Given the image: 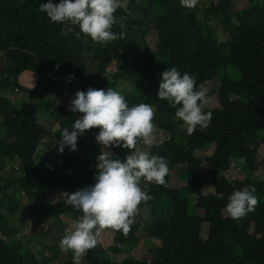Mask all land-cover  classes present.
<instances>
[{"label": "trees", "instance_id": "1", "mask_svg": "<svg viewBox=\"0 0 264 264\" xmlns=\"http://www.w3.org/2000/svg\"><path fill=\"white\" fill-rule=\"evenodd\" d=\"M249 1V6L233 12L229 0H216L202 11L205 20L212 16L217 22L226 36L223 42L198 18L197 5L186 8L180 0H148L141 7V16H131L119 9L125 16V27L113 25L112 31L123 32L122 38L128 41L125 50L119 46L122 38L101 45L83 34L79 38L74 33L62 35L63 25L50 21L39 10V5L48 0H0V120L10 131L2 134L0 125V161L10 158L19 167L13 183L0 190V264H48L45 251L60 248L64 237L62 217L77 221L82 215L66 204L63 197L48 204L49 186L71 194L95 183L96 158L102 147L95 140L99 128L86 130L79 136L75 151L64 146L60 166L45 172L42 167L49 165L45 153L37 160L38 149L47 147L50 141L57 143L61 131L71 130L81 116L69 111L70 103L60 105L54 91L66 95L65 89L77 82L104 90L123 83L131 89L124 94L131 107L139 104L134 94L157 97L160 74L170 67H176L181 75L195 76L197 89L218 81L213 90L217 93V107L206 111L212 113L211 122L204 130L197 126L191 135L184 126L178 132L172 115L152 105L155 143L148 151L168 161L166 183H148L142 178L141 189L153 199L147 205L141 203L128 235L115 231L110 246L97 244L82 261L87 264H264V178L255 174L257 153L264 143L261 137L264 5L258 0ZM51 2L55 5L60 0ZM157 21L163 25L164 32L153 46L147 35ZM75 30L79 31L78 27ZM84 52L97 64L91 75H87L82 59ZM113 62L118 67L108 73L110 81L102 80L101 76ZM229 69L238 76L229 75ZM25 72L38 77L35 88L19 84ZM70 74L75 82L62 87L58 80ZM43 87L44 94H39ZM11 91L24 95L20 99L26 101L24 106L18 107L5 97ZM236 93L242 98L233 99ZM45 94L53 97L45 99ZM40 109L56 124L55 129L37 117ZM236 126L240 128L237 131L232 128ZM142 142L138 138L137 143ZM110 151L113 158L121 160L127 155V148L120 146ZM241 157L245 160L243 164ZM202 167H205L203 172ZM5 168L6 165L2 169ZM175 174L182 182L172 186L169 181ZM249 186L255 187L258 204L254 211L233 220L226 211L229 197ZM22 195L41 212L40 218L47 228H43L42 222H33V228L39 227V232L34 233L30 228L19 238L15 225L23 224L29 213ZM45 209L48 214L44 213ZM140 212L152 218L142 231L134 227L141 225ZM139 234L156 244L145 248L138 242ZM131 243H138L137 249L142 251L139 257L135 252L118 263L107 259L109 255L121 254L122 247ZM61 252L63 261L59 264H74L70 250Z\"/></svg>", "mask_w": 264, "mask_h": 264}, {"label": "clouds", "instance_id": "2", "mask_svg": "<svg viewBox=\"0 0 264 264\" xmlns=\"http://www.w3.org/2000/svg\"><path fill=\"white\" fill-rule=\"evenodd\" d=\"M180 3L183 7L194 8L198 0H180ZM121 7L122 0H60L55 5L48 0L39 5V10L45 12L50 21L63 25L62 35L74 33L79 38L83 34L103 45L123 37V32L112 31L113 25L117 24L114 14ZM119 27L123 29L124 23L121 22ZM160 75L156 96L176 108L175 116L187 125L188 134H193L197 126L200 130L206 129L212 119V113L203 109L208 102V88L197 89L195 76L181 75L176 67L167 68ZM69 111L81 116L71 130L64 128L61 131L57 151L62 153L64 146L75 151L78 137L93 128L100 129L95 140L102 146L96 158L95 183L71 194L61 193L65 203L81 211L82 215L60 240V248L71 250L74 264H81L87 251L97 245L102 229L110 228L122 231L125 237L128 235L141 203L147 205L153 199L141 189V179L165 185L169 165L163 156L136 148L138 138L149 146L155 143V110L150 103L130 107L119 91L89 87L87 91L78 90L74 94ZM117 146L134 151L123 160L113 158L110 149ZM244 162L241 157L240 163ZM255 191L254 186H249L231 194L226 211L233 220L255 210L258 204Z\"/></svg>", "mask_w": 264, "mask_h": 264}, {"label": "rangeland", "instance_id": "3", "mask_svg": "<svg viewBox=\"0 0 264 264\" xmlns=\"http://www.w3.org/2000/svg\"><path fill=\"white\" fill-rule=\"evenodd\" d=\"M135 1L138 3V5H136L137 3L135 4V3L131 2V0H122V7L119 9L127 12L131 16L132 15L141 16V14L139 15V13H143V10L141 9V7L146 6V3L148 0H135ZM229 1L231 2L233 12L250 5L249 0H229ZM211 2L215 3L216 0H198L197 7L200 11L198 12L197 16L201 21L205 22L206 26L209 27L215 33L218 41L223 42L226 39V36L223 34V32H222L221 28L219 27V25L217 24V22L212 18V16H209L208 20H205L203 18L202 11L206 7L210 6ZM258 3L260 5H264V0H258ZM119 9H117V11L114 14L116 17V20H117V24H115V25H117V26H119V24L121 22L125 24V16L120 14ZM153 27H154V29L149 32V34L147 35V39H148L150 45L156 46V44L162 39L164 28H163V25L159 21L154 23ZM127 42L128 41H126L124 38H122V40L119 43V46L122 49L128 50V46H127L128 43ZM82 59L86 63L85 65L87 67V75L93 74L97 64L91 60V57L87 52L83 53ZM117 67H118V63H116V62H113L112 64H110L109 67L107 68V73L101 76L102 80L110 81L108 73L115 71L117 69ZM229 75L234 77L236 75L238 76V73L233 69H229ZM19 80L21 83L24 84V86L27 85L28 87L35 88L38 85V77L32 72L23 73L22 76L19 78ZM58 83L61 84L62 87H64L63 79L62 80L59 79ZM217 86H218V81H213V82H210L207 85H205V87L208 88L209 91L207 93L208 102L203 105L204 111H207L208 109H213V108L217 107V93L213 92V90ZM89 87L90 86L79 85L77 82V83H74V85H70L69 87H67L65 89L66 95L64 93L58 94L57 91H54V93L56 94V96L58 98V103L60 105L64 106V105H69V103L71 102L70 99H72V97L74 96V94L78 90L79 91L80 90L81 91H87V89ZM57 88L58 87H56L55 90H57ZM43 90H44V87L39 90V94H44ZM114 90L119 91L122 95H124L125 93H128V92H131L130 87L123 84V83H118L115 86ZM63 92H64V88H63ZM23 96H22V94L14 92V91H11L5 95V97L7 99H10L12 102L17 103L18 107L24 106V102H26V101L20 102V99H22ZM26 96L29 98V96L27 94H26ZM51 97H53V96L52 95L48 96L47 94H45V99L51 98ZM133 97H134V100H136V102L150 103L151 105H154V107L160 108L161 110L172 115L178 132H180V127H182V126H184V128L187 130V125L184 124L183 121L176 118V116H175L176 108L172 107L169 104V102H167L165 100H161L157 97H152L149 94L145 95V94L139 93V94H134ZM238 97H241V94L236 93V94L232 95L233 99L238 98ZM176 107H179V105H177ZM40 111H41L40 113L36 114L37 117L41 121H43L44 123L52 126L53 129H55L56 124L54 122H52V120L49 119L47 114L43 113V111L41 109H40ZM0 125L2 126V130H1L2 134H7L10 132L9 129L6 126H4L2 120H0ZM232 128L235 131L240 129L237 126L232 127ZM162 137L165 138V135H162ZM261 137L264 138V132H261ZM9 139L10 140L12 139L11 135H10ZM176 141H178V138L176 139ZM149 147L150 146L146 145L144 142H142L141 144L137 143V145H136L137 149H140L143 151H148ZM58 148H59V145L56 142L50 141V144L47 147L42 146V149L41 148L38 149L37 160L39 161L40 154L45 153L46 161L49 162L48 167H45V168L42 167L45 172L48 171L50 169V167L61 165V156H62L63 152L62 153L58 152L57 151ZM63 151H64V149H63ZM131 151H134V149H131V150L127 149V154H129ZM9 159H4V160L0 161V190H3L4 188L9 187L11 185V183H13L16 172L18 170L17 168H19L17 162H14V161L9 160ZM4 165H6V168L3 170L2 168ZM39 165H41V164H39ZM263 165H264V143L261 144V146L258 150V153H257V164H256L255 174L260 179L264 178V172L262 170ZM9 168H11V169H9ZM204 170H205V167H202L201 171L203 172ZM169 182L172 186H177L182 181H180V177H178L177 174H175V175L170 177ZM1 195H2V191H0V196ZM59 201H61L60 190L56 186H54V187L49 186L48 204L49 203L54 204V203H57ZM22 203L25 204V206H28L27 209L29 210V213H28V217L24 219L23 224H21V225L16 224L15 225L16 230L18 231L17 237H19V238L23 237L24 234L27 233L28 229H30V228L33 229L34 233L39 232V230H40L39 227L33 228V222H37V223L42 222V218H40L41 212H39L37 208L36 209L34 208V205L32 204V202L26 201L24 195H22ZM27 209H24V211ZM33 212H34V214L31 215ZM44 213L48 214L46 209L44 210ZM139 216H140L139 220L141 222V225L139 228H136V225L134 224V227L136 230L142 231L144 229V226L146 225L145 223L149 224L152 221V218L145 212H140ZM62 221H63V228H64V236H65L66 234H68L72 230V227L76 221L74 218H71V217L69 218L66 216L62 217ZM42 226L44 229L47 228L46 223H43ZM203 230L205 231V228ZM115 231L116 230L105 231L104 229H102L101 235L98 238L97 244H100L104 248H106L107 246H110L111 242H112V236H113ZM40 242H43V241H40ZM138 242H139V244H141L142 246H144L147 249L151 248L153 245L156 244L155 241L150 240L144 234L138 235ZM137 245H138V243L126 244L122 247L121 254L109 255L107 259H109L111 262L118 263V262L122 261L123 258H125V257H127V256H129L135 252L137 253V256L139 257L142 254V251L137 249ZM61 251L62 250H60V248L46 250L44 253L45 261L48 264H59V263H61L63 261ZM70 253L73 257L74 254L71 250H70ZM58 256H59V258H58ZM81 264H87V263H85L84 261H81Z\"/></svg>", "mask_w": 264, "mask_h": 264}, {"label": "built area", "instance_id": "4", "mask_svg": "<svg viewBox=\"0 0 264 264\" xmlns=\"http://www.w3.org/2000/svg\"><path fill=\"white\" fill-rule=\"evenodd\" d=\"M63 81H64L65 85H68V84L75 82V77H74V75L70 74V75L66 76Z\"/></svg>", "mask_w": 264, "mask_h": 264}, {"label": "crops", "instance_id": "5", "mask_svg": "<svg viewBox=\"0 0 264 264\" xmlns=\"http://www.w3.org/2000/svg\"><path fill=\"white\" fill-rule=\"evenodd\" d=\"M19 84H20L21 86L25 87V88H32V87H28L27 85L24 86V84L21 83L20 80H19ZM13 103H14V102H13Z\"/></svg>", "mask_w": 264, "mask_h": 264}]
</instances>
